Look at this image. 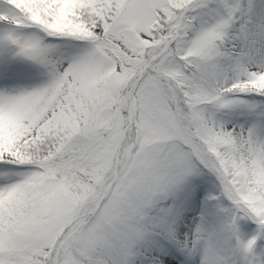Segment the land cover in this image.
<instances>
[{"label": "snow or ice", "instance_id": "6c2138e0", "mask_svg": "<svg viewBox=\"0 0 264 264\" xmlns=\"http://www.w3.org/2000/svg\"><path fill=\"white\" fill-rule=\"evenodd\" d=\"M0 264H264V0H0Z\"/></svg>", "mask_w": 264, "mask_h": 264}]
</instances>
